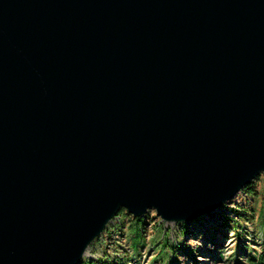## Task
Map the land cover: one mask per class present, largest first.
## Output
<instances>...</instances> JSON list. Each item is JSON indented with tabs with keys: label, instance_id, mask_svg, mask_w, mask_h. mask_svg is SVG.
<instances>
[{
	"label": "water",
	"instance_id": "water-1",
	"mask_svg": "<svg viewBox=\"0 0 264 264\" xmlns=\"http://www.w3.org/2000/svg\"><path fill=\"white\" fill-rule=\"evenodd\" d=\"M264 174V0H0V264H82L122 209L208 215Z\"/></svg>",
	"mask_w": 264,
	"mask_h": 264
},
{
	"label": "rangeland",
	"instance_id": "rangeland-1",
	"mask_svg": "<svg viewBox=\"0 0 264 264\" xmlns=\"http://www.w3.org/2000/svg\"><path fill=\"white\" fill-rule=\"evenodd\" d=\"M254 182L260 194L264 174L258 175ZM262 206L261 198L248 197L240 191L214 212L192 221L168 222L155 210H148L140 216L144 223L145 245L140 247L136 260L131 257L133 232L129 229L130 216H135L117 214L88 247L84 261H96V264H231L233 257L243 260L249 253L263 252ZM238 212L243 214L242 217ZM184 222L188 223L183 225ZM165 238L167 256L151 263Z\"/></svg>",
	"mask_w": 264,
	"mask_h": 264
},
{
	"label": "trees",
	"instance_id": "trees-1",
	"mask_svg": "<svg viewBox=\"0 0 264 264\" xmlns=\"http://www.w3.org/2000/svg\"><path fill=\"white\" fill-rule=\"evenodd\" d=\"M242 191H244L248 197H253V198L258 197L259 200L261 198V201L263 202V206H262L261 210H262V212H264V185H263V189L260 192L261 195L258 194L259 192H257V184L254 181L249 183ZM119 214H123L125 216L130 215V213H128L125 209H122L119 212ZM238 215L240 217H242L243 214L238 212ZM261 217L264 218V216H261ZM130 218L131 219H130L129 229L133 232V236L131 238L132 239L131 248L133 250V253H132L131 257L136 260V258L139 255V252H140V247L145 245V239H144V236L142 234L143 233L142 227H143L144 223H143V218H141V217L130 216ZM261 221L264 224V219H262ZM187 223L188 222H184L183 225H186ZM237 225H239V223H237ZM238 235H240V233H238ZM166 247H167V239L165 238L161 250L159 251L157 256H155L153 258L151 263L158 262L162 256H167ZM137 262H138V260H137ZM82 264H96V261L93 262L91 260H85L82 262ZM138 264H140V263L138 262ZM164 264H169V263L165 262ZM231 264H264V250L260 254H257V252L249 253L246 256V258L243 260H238V259H235V257H233L231 260Z\"/></svg>",
	"mask_w": 264,
	"mask_h": 264
}]
</instances>
